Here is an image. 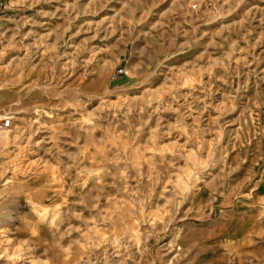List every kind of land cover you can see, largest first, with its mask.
Here are the masks:
<instances>
[{
	"label": "rangeland",
	"instance_id": "374dc122",
	"mask_svg": "<svg viewBox=\"0 0 264 264\" xmlns=\"http://www.w3.org/2000/svg\"><path fill=\"white\" fill-rule=\"evenodd\" d=\"M0 264H264V0H0Z\"/></svg>",
	"mask_w": 264,
	"mask_h": 264
},
{
	"label": "built area",
	"instance_id": "2783aa9c",
	"mask_svg": "<svg viewBox=\"0 0 264 264\" xmlns=\"http://www.w3.org/2000/svg\"><path fill=\"white\" fill-rule=\"evenodd\" d=\"M10 125H11V121L9 119L2 121L0 123V130L7 129L8 127H10Z\"/></svg>",
	"mask_w": 264,
	"mask_h": 264
}]
</instances>
